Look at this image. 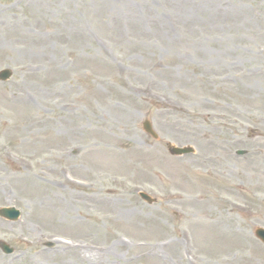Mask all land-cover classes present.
<instances>
[{"label": "rangeland", "instance_id": "obj_1", "mask_svg": "<svg viewBox=\"0 0 264 264\" xmlns=\"http://www.w3.org/2000/svg\"><path fill=\"white\" fill-rule=\"evenodd\" d=\"M4 69L0 264H264V0H0Z\"/></svg>", "mask_w": 264, "mask_h": 264}, {"label": "water", "instance_id": "obj_2", "mask_svg": "<svg viewBox=\"0 0 264 264\" xmlns=\"http://www.w3.org/2000/svg\"><path fill=\"white\" fill-rule=\"evenodd\" d=\"M9 77V73L8 72H2L0 73V79L1 80H5ZM143 129L150 134L153 138H156V135L152 132L151 127L149 125V123H144L143 125ZM169 152L173 155H183V154H188L191 152L190 149H179V148H173L169 146ZM142 198L149 201L150 200L147 198V196L142 195ZM18 212H16L14 209H0V216L11 220V221H15L18 217ZM257 237H259L263 242H264V230H258L256 232ZM2 250L6 253V254H10L12 252L11 249H9L7 246L5 245H1Z\"/></svg>", "mask_w": 264, "mask_h": 264}]
</instances>
